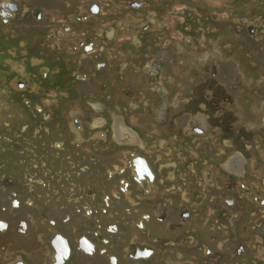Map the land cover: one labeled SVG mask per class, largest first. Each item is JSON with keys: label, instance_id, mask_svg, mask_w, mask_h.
Wrapping results in <instances>:
<instances>
[{"label": "rangeland", "instance_id": "374dc122", "mask_svg": "<svg viewBox=\"0 0 264 264\" xmlns=\"http://www.w3.org/2000/svg\"><path fill=\"white\" fill-rule=\"evenodd\" d=\"M8 1L19 11L0 17V219L31 213L48 244L59 230L97 245L74 264H109L105 240L120 264L133 242L154 248L148 264H264L254 256L264 247V208H241L264 195V0ZM196 115L206 130H187ZM118 124L134 143L114 137ZM62 134L71 148L57 160ZM130 152L148 160L154 184L134 180ZM237 154L250 168L235 177L226 162ZM116 166L123 170L110 173ZM193 189L198 202L182 197ZM239 243L245 252L232 255Z\"/></svg>", "mask_w": 264, "mask_h": 264}, {"label": "flooded vegetation", "instance_id": "af4514ba", "mask_svg": "<svg viewBox=\"0 0 264 264\" xmlns=\"http://www.w3.org/2000/svg\"><path fill=\"white\" fill-rule=\"evenodd\" d=\"M126 2L132 6V7H138L143 4L142 1L139 0H126ZM0 17L2 21L9 22L12 19V16L19 11L18 3L8 0H1L0 2ZM88 9H90L93 12H96L98 9V6L93 3H88L87 5ZM34 16L40 17V14L37 10L34 11ZM66 28H68L67 25H65ZM247 29L249 33H254L257 29L253 27V25H248ZM113 32L112 28H109L107 30L108 36H111ZM9 64L12 66L13 69H16L18 72H24V65L18 62H15L11 59H7ZM44 72V70H43ZM22 84L21 81L15 80V85L20 86ZM264 104V101L262 102ZM102 122L100 119H96L93 123V125H98ZM82 123L80 119L73 113L72 120L70 123V129L74 131L75 133V139H74V146H81V142L83 140L81 129H82ZM208 127L204 117L202 115H196L194 118L188 123L187 130L191 131L194 130L196 132H201L203 130H206ZM135 132H133L130 128L125 127L123 125H116L115 126V138L120 140L121 142L130 144L134 143V139H136V136L134 135ZM63 142L60 144L59 142H56L55 146L60 150L58 154L57 160L61 158V155L65 152L66 146L71 148L70 144H66L68 142V135H63ZM62 153V154H61ZM72 159L71 157L69 158ZM125 162L127 163L130 173L133 176L134 180L139 185H151L155 183V179L157 177V173L154 171L153 167L150 165L148 160L144 157H142L140 154L136 152H130V155L128 158L125 159ZM227 169L232 172V174L235 177L245 175L246 171L249 167V163L246 160V157L241 154H237L235 156L229 157L226 162ZM250 168V167H249ZM115 170H110V173H114L116 170L118 172H121L123 170V167L116 166L114 168ZM205 174V180L207 183L212 182V176L211 172L207 171ZM241 181V180H240ZM239 184H241L243 187H247L243 181H241ZM127 181L122 180V189L123 191L128 194L127 189ZM228 185L231 188H236L239 191L238 185L234 183V181L229 180ZM147 190V187H146ZM182 197L184 199L198 202L203 197V193H201L199 190H190V191H184L182 193ZM129 200L131 203H134V201L129 197ZM244 200V197L240 198V201L242 202ZM228 202L235 203L234 199L227 200ZM237 202L241 204V202ZM254 202H251L250 200L247 202V205H244V207H241L244 210H249L251 207L257 209V208H264V195L256 196L253 199ZM16 202V201H14ZM29 202H32V199H29ZM28 219H20L19 222H14L13 220H4L0 219V231H2L0 241H6L5 243L0 245V264H74L73 258L77 255L82 256L84 254H91L94 255L97 251V245L90 242L88 238H86L83 235H80L76 237L75 241L71 240L70 235H65L61 231H53L51 234V237L49 239V244L47 241H45L46 233H40L41 236H37L38 234L34 233L36 229V219L33 215L27 214ZM53 222V220H51ZM140 227H144V223H140ZM14 230V235L9 236L7 233L9 229ZM256 229V226L253 230ZM99 232V231H98ZM97 233V232H96ZM18 234V235H17ZM23 238H22V237ZM28 238V242L24 241V239ZM32 238H34L32 240ZM37 238H39V243H37ZM23 239L22 241H20ZM257 239H260L257 237ZM48 240V239H47ZM106 244H102V248L100 249V252L104 254V256H107V261L109 264H120V255L118 253H115L117 251H110V248L114 250L113 246L105 247L107 245V241L105 240ZM222 244V243H221ZM50 246V250L48 248ZM77 251H76V250ZM116 250V249H115ZM205 250H207V247H205ZM126 251V258L124 259L126 263L128 264H148L149 261L153 260V257L151 256L153 253H155L154 248L152 246H148L143 243H134L130 247H127ZM110 252V253H109ZM245 252L244 247L242 244H237L233 250L232 255L236 254H243ZM48 256L50 257V261L48 263ZM254 256L258 257L260 260L264 261V247H259L257 251L254 252ZM106 258V257H105ZM164 263L159 264H198L195 260L192 259H172V258H162ZM79 261V258L77 259ZM159 260V259H157ZM161 261V260H159ZM157 261V262H159ZM252 263L259 264L258 261L252 260ZM100 264V263H99Z\"/></svg>", "mask_w": 264, "mask_h": 264}]
</instances>
